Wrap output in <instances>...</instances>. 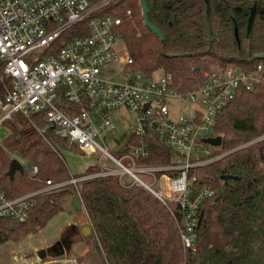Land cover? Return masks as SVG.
I'll return each instance as SVG.
<instances>
[{
	"label": "trees",
	"instance_id": "trees-1",
	"mask_svg": "<svg viewBox=\"0 0 264 264\" xmlns=\"http://www.w3.org/2000/svg\"><path fill=\"white\" fill-rule=\"evenodd\" d=\"M144 1L147 19L161 38L144 23L139 0H118L101 11L123 17L119 31L126 53L143 72L163 68L184 91L194 76L213 63L245 69L264 64V14L258 12L248 30L246 1L235 11L229 0H210L208 14L203 0ZM127 9L131 15L124 17ZM59 106L79 107L64 99ZM31 123L45 125L39 114L31 115L30 121L15 114L4 123L10 133L0 144V189L8 198L34 193L46 186V180L66 181L100 170L92 163L84 174H72L64 152L80 150L78 146L51 130L45 132L51 146L41 139L44 143H37L24 128L34 130ZM214 132L222 139L214 154L226 153L196 168L195 186H211L217 192L199 206L193 255L184 252L176 222L165 205L143 187L121 183L114 175L82 179L76 188L67 184L33 194L24 222L0 217V245L18 243L44 227L63 210L68 195H77L104 264H264V138L255 140L264 135V84L252 90L239 88L217 114ZM150 144V154L139 163L170 162L172 152L162 141L153 137ZM2 146L37 165L38 173L29 177ZM220 188L225 189L223 197Z\"/></svg>",
	"mask_w": 264,
	"mask_h": 264
},
{
	"label": "built area",
	"instance_id": "built-area-1",
	"mask_svg": "<svg viewBox=\"0 0 264 264\" xmlns=\"http://www.w3.org/2000/svg\"><path fill=\"white\" fill-rule=\"evenodd\" d=\"M117 1L0 0V144L9 131L5 121L15 114L30 121L31 115L39 114L44 127L31 125L46 143L51 146L45 136L51 130L92 155L100 168L66 181L46 180V186L34 193L11 199L0 189V217L24 222L33 194L114 175L121 183L143 187L165 205L184 252L193 255L199 206L217 192L211 186H195L196 168L226 153L214 154L221 144L203 139L218 135L216 116L239 88L252 90L264 84V64L253 69L214 64L194 76L183 91L163 68L145 73L127 53L122 56L115 50L124 46L119 31L123 17L101 11ZM130 15L127 9L124 17ZM62 98L78 109L60 107ZM173 100L183 103L182 113L175 117L170 115ZM119 108L132 114L134 122L129 135L123 131L118 141L108 111ZM153 137L172 152L169 163H139L150 154ZM10 157L29 177L38 173L37 165L15 153Z\"/></svg>",
	"mask_w": 264,
	"mask_h": 264
},
{
	"label": "rangeland",
	"instance_id": "rangeland-1",
	"mask_svg": "<svg viewBox=\"0 0 264 264\" xmlns=\"http://www.w3.org/2000/svg\"><path fill=\"white\" fill-rule=\"evenodd\" d=\"M115 50L122 56L126 54V49L122 44L117 46ZM214 64L216 63L211 65ZM117 72L120 74V68L117 69ZM169 105L171 117L182 113L183 103L173 100ZM108 118L116 125L114 133L118 141L120 133L126 131V134L129 135L133 129L134 117L125 108L108 111ZM24 128L28 129L30 139H35L37 143L45 142L36 129L32 130L27 125ZM9 133L10 129L4 135H8ZM207 135H211V133L208 132ZM40 139L44 142H41ZM202 144L204 145V143ZM3 148L9 156L11 153H14V150L11 148ZM64 156L72 174H84L88 165L97 163V159L93 158L92 155L85 154L80 150L64 152ZM140 177L148 180L144 175L140 174ZM124 179L127 180V176H124ZM70 198L71 196L69 195L65 198L63 210L55 214L44 227L31 231L18 243L7 241L1 244L0 264H104L103 258L96 247L93 233L87 236L81 234L80 227L84 224H89L85 212L83 210L77 211L73 207ZM60 239L67 240L65 245L67 246V251H69L68 254L45 256L44 258L38 256L37 252L39 250L47 248Z\"/></svg>",
	"mask_w": 264,
	"mask_h": 264
},
{
	"label": "water",
	"instance_id": "water-1",
	"mask_svg": "<svg viewBox=\"0 0 264 264\" xmlns=\"http://www.w3.org/2000/svg\"><path fill=\"white\" fill-rule=\"evenodd\" d=\"M204 1H205L206 5H207L206 12H208L209 11L208 0H204ZM139 2L141 4V6H142V16H143L144 23L161 38L162 36H161L160 31L156 27L151 25V23L147 19V10L148 9H147V6L145 4V1L144 0H139ZM255 11H256V6H254L252 8V12H251V15L249 17L248 30L251 29L252 22H253V19H254V16H255ZM234 34L237 37L236 28L234 30ZM203 140L205 142H209V143H211L213 145H220L221 141H222L221 136H219V135H217L216 137L205 138ZM221 178L225 179V178H227V176L223 175ZM219 194L223 197L225 195V189L224 188H220L219 189ZM71 203H72L73 207L77 211H82L83 210L81 202H80V200H79L77 195H73L72 196ZM80 231H81V234L83 236L90 235L91 234V227H90L89 224H84V225L81 226ZM37 253H38V256L40 258H44L45 256H60V255H63V254H68L69 251H67V250L64 251L61 242L60 241H56L53 245H50V246H48L45 249H41Z\"/></svg>",
	"mask_w": 264,
	"mask_h": 264
},
{
	"label": "flooded vegetation",
	"instance_id": "flooded-vegetation-1",
	"mask_svg": "<svg viewBox=\"0 0 264 264\" xmlns=\"http://www.w3.org/2000/svg\"><path fill=\"white\" fill-rule=\"evenodd\" d=\"M229 1H231V2L234 4V9H235V11H239V10H240V4H241V3H244L245 1L247 2V4H248L249 7H250V13H249V16H248V25H249V17H250V15H251L252 8H253L254 6H256L255 15H256L258 12H260L261 14H264V0H229ZM203 2H204L205 6H206V8H207V5H206V3H205L204 0H203ZM209 2H210V0H208V5H209ZM209 8H210V6H209ZM205 12H206V10H205ZM206 13L208 14L209 11L206 12ZM254 18H255V16H254ZM253 20H254V19H253ZM252 23H253V22H252ZM235 28H236V27H235ZM235 28H234V30H235ZM207 29H209L208 24H207ZM236 30H237V29H236ZM235 37H236V36H235ZM80 229H81V227H80ZM56 241H60V242H61L64 251L67 250V246L65 245L66 242H67V240H65V239H60V240H56ZM56 241H55V242H56ZM55 242H54V243H55ZM54 243H53V244H54ZM53 244H52V245H53Z\"/></svg>",
	"mask_w": 264,
	"mask_h": 264
}]
</instances>
